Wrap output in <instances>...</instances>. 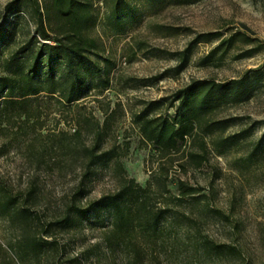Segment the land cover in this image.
Wrapping results in <instances>:
<instances>
[{
  "label": "rangeland",
  "instance_id": "obj_1",
  "mask_svg": "<svg viewBox=\"0 0 264 264\" xmlns=\"http://www.w3.org/2000/svg\"><path fill=\"white\" fill-rule=\"evenodd\" d=\"M11 1L19 4L18 11L5 9ZM34 1L0 0V75L5 58L27 49L31 57L41 43L55 44L42 40L36 32ZM36 1L50 37H65L68 27L51 0ZM81 1L88 5V19L79 32L93 43L87 55L98 64L99 73L87 80L82 97L70 107L43 96V132L57 128L72 133L78 113L89 112L100 123L110 114L111 129L102 147H117L126 174L141 185L152 175H162L169 191L165 195L170 198L178 196V180L192 187L179 208L198 221L202 237L235 251L234 255L197 254L191 239L181 261L154 264H264V0L184 4L123 0L115 17L110 16L113 0ZM236 31L244 36L229 49H215L221 38ZM187 48L186 62L177 71L180 54ZM251 49V55H246ZM62 67L55 64L54 73ZM245 75L252 77L247 97L222 102L209 115L213 120L228 121L210 139L244 134L230 147L218 152L205 137L204 149H200L199 136L179 150L163 154L142 140L133 121L136 113L147 109L149 117L172 114V94L190 82L209 79L222 83ZM80 140L90 142L83 134ZM22 147L8 146L0 137L4 151L0 154V199L3 192H9L17 205L29 206L32 214L26 219L0 213V264H130L102 241L110 226L109 210L74 216L68 225L58 222L74 200L80 179L76 155L59 156L58 165L47 158L48 164L36 165L20 151ZM188 151L201 153L204 160L200 158V164L194 166L186 158ZM116 187L113 162L96 165L86 180L85 196L75 201L84 205ZM33 235L43 244L38 251L27 244Z\"/></svg>",
  "mask_w": 264,
  "mask_h": 264
},
{
  "label": "trees",
  "instance_id": "obj_2",
  "mask_svg": "<svg viewBox=\"0 0 264 264\" xmlns=\"http://www.w3.org/2000/svg\"><path fill=\"white\" fill-rule=\"evenodd\" d=\"M194 0H175V4H184ZM53 9L68 27L65 37L52 38L43 27V19L35 0L38 19L36 32L42 40H53L55 44L41 43L31 57L29 51H22L2 61L3 72L0 75V137L8 146L21 144L20 149L26 157L32 158L36 165L47 160L58 165L59 156L75 154L80 161V179L73 193L70 204L63 217L58 221L68 225L72 218L85 217L88 213L107 209L110 211V226L103 232L102 241L111 252H118L129 259L130 264H154L155 261H181L190 240L193 239V252L200 254L234 255L235 251L224 243H215L200 235L198 221L179 207L183 197L193 192V188L182 180L177 181L178 196L168 197L162 175H152L144 185L126 174L118 157L120 152L115 145L102 147L110 131L109 116L103 121L88 112L78 113L73 119L74 130L68 134L61 129L52 128L43 132L41 121L45 106L43 96L55 98L62 106L77 104L82 97L87 80L99 73L98 64L87 55L92 41L81 36L79 26L86 22L87 4L81 0H51ZM123 0H113L110 16L119 14ZM19 4L11 1L6 4L8 12L18 11ZM117 26L119 22L115 21ZM244 36L236 31L227 38H221L215 49H229L233 42ZM223 49V50H224ZM180 54L179 71L186 62V52ZM254 50V49H253ZM251 49L246 55H251ZM29 60H31L29 62ZM62 64V69L55 74L53 66ZM249 76L218 83L214 80H194L177 89L171 96L174 111L169 115L148 116V110L136 113L133 121L137 124L142 140L152 144L163 154L175 152L199 137L200 149H204V138L212 140L215 148L221 152L244 136L243 133L228 136H216L227 126V120L209 118L222 102L236 101L247 97L250 86ZM46 96V97H45ZM106 113V110H105ZM89 136V143L80 140ZM68 139L67 140V136ZM203 151V150H202ZM4 151L0 149V154ZM186 158L194 166L204 160L201 153L188 151ZM201 158V159H200ZM48 161V162H49ZM113 162L116 189L98 198L78 205L76 199L86 194V180L96 165ZM46 163V162H45ZM48 164V163H46ZM30 194V193H29ZM29 206L17 205V199L9 192H3L0 199V213L19 215L30 219ZM47 232L44 233L47 236ZM198 236V239L195 237ZM47 243V241H44ZM33 251H38L43 244L33 235L27 242Z\"/></svg>",
  "mask_w": 264,
  "mask_h": 264
}]
</instances>
